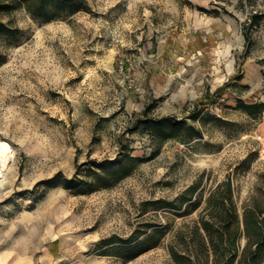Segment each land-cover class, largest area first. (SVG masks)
I'll use <instances>...</instances> for the list:
<instances>
[{
	"label": "rangeland",
	"instance_id": "374dc122",
	"mask_svg": "<svg viewBox=\"0 0 264 264\" xmlns=\"http://www.w3.org/2000/svg\"><path fill=\"white\" fill-rule=\"evenodd\" d=\"M83 2L51 20L15 3L0 14L20 29L0 66V141L14 150L0 189V264H175L169 244L200 209L153 200H195L232 173L242 202L264 174V116L236 107L238 96L264 100V0ZM254 10L263 19L248 43ZM121 61L135 70L120 71ZM198 101L211 115L203 126L188 117ZM149 106L152 118L188 117L203 137L164 140L110 187L38 185L58 172L72 177L88 159L115 158L122 138L149 156L157 143L135 127ZM158 223L165 236L141 243Z\"/></svg>",
	"mask_w": 264,
	"mask_h": 264
},
{
	"label": "trees",
	"instance_id": "16d2710c",
	"mask_svg": "<svg viewBox=\"0 0 264 264\" xmlns=\"http://www.w3.org/2000/svg\"><path fill=\"white\" fill-rule=\"evenodd\" d=\"M248 2L255 5V0ZM12 3L23 4L35 17L43 20L55 19L62 12L79 11L85 6L83 0H0V14L7 13ZM207 12L220 13L217 9ZM262 19L261 11L254 10L245 23L244 33L248 43L251 42L252 31L261 25ZM19 30L18 26L12 25L11 20L5 21L0 17V66L5 61V49ZM200 104L198 101L188 117L193 122L199 121L203 126L211 115L208 113L204 116ZM236 107L254 120H261L264 116V101L246 102L238 98ZM150 108L151 106L143 112L144 118H137L135 123L136 128L142 126L150 133L152 141L157 143L149 156L133 154L134 148L130 142L122 138L115 158L88 159L78 164L72 177L58 172L51 178L39 181L38 185L63 184L77 193L110 187L129 176L141 162L155 157L164 140L180 137L191 141L203 137V129L189 123L188 117L165 115L152 118L148 116ZM258 152V149L251 150L240 166H250L252 158ZM80 173L84 175L81 176ZM193 198L191 194L181 201L178 198L175 202L161 198L153 200L154 203H165L173 209L184 208L185 214L200 209L198 219L191 225L181 227L169 244L175 264H264V174L242 202L232 173L212 185L206 195L201 194L195 200ZM177 201L180 202L176 204ZM151 227L153 230L141 243L154 239L153 244L156 245L165 236L167 224H152L142 233H147ZM137 255L125 257L133 258Z\"/></svg>",
	"mask_w": 264,
	"mask_h": 264
},
{
	"label": "bare ground",
	"instance_id": "6f19581e",
	"mask_svg": "<svg viewBox=\"0 0 264 264\" xmlns=\"http://www.w3.org/2000/svg\"><path fill=\"white\" fill-rule=\"evenodd\" d=\"M14 150L6 141H0V189L4 186L7 174L12 167Z\"/></svg>",
	"mask_w": 264,
	"mask_h": 264
},
{
	"label": "built area",
	"instance_id": "2783aa9c",
	"mask_svg": "<svg viewBox=\"0 0 264 264\" xmlns=\"http://www.w3.org/2000/svg\"><path fill=\"white\" fill-rule=\"evenodd\" d=\"M119 69L122 72H126V73H132L133 70H135V66L133 64L127 65L126 63H124L123 61H121L120 65H119ZM132 81L129 80L128 82V86L132 87ZM120 98V96H118ZM213 109V108H212ZM215 109L217 111L221 110V106H219L218 104H215Z\"/></svg>",
	"mask_w": 264,
	"mask_h": 264
},
{
	"label": "crops",
	"instance_id": "0c3cea01",
	"mask_svg": "<svg viewBox=\"0 0 264 264\" xmlns=\"http://www.w3.org/2000/svg\"><path fill=\"white\" fill-rule=\"evenodd\" d=\"M263 70H264V68H263ZM241 96H238V98H240ZM264 101V100H263Z\"/></svg>",
	"mask_w": 264,
	"mask_h": 264
}]
</instances>
